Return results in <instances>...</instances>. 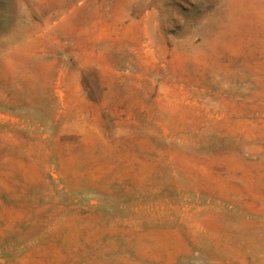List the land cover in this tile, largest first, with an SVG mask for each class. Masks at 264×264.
Instances as JSON below:
<instances>
[{"label":"rangeland","instance_id":"obj_1","mask_svg":"<svg viewBox=\"0 0 264 264\" xmlns=\"http://www.w3.org/2000/svg\"><path fill=\"white\" fill-rule=\"evenodd\" d=\"M0 264H264V0H0Z\"/></svg>","mask_w":264,"mask_h":264}]
</instances>
